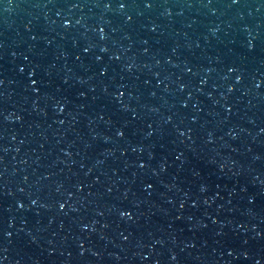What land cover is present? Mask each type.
I'll return each mask as SVG.
<instances>
[{"label":"water","instance_id":"1","mask_svg":"<svg viewBox=\"0 0 264 264\" xmlns=\"http://www.w3.org/2000/svg\"><path fill=\"white\" fill-rule=\"evenodd\" d=\"M0 264H264V0H0Z\"/></svg>","mask_w":264,"mask_h":264}]
</instances>
